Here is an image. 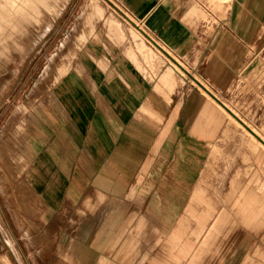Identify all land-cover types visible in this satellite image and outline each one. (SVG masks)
<instances>
[{
  "label": "crops",
  "instance_id": "obj_1",
  "mask_svg": "<svg viewBox=\"0 0 264 264\" xmlns=\"http://www.w3.org/2000/svg\"><path fill=\"white\" fill-rule=\"evenodd\" d=\"M106 1L124 23L112 14L116 27L81 50L57 136L28 168L44 213L57 215L42 234L60 253L74 235L91 264H264V153L204 149L227 138L224 113L264 150L246 124L264 129V66L253 58L264 0ZM194 74L225 97L235 89L241 117Z\"/></svg>",
  "mask_w": 264,
  "mask_h": 264
},
{
  "label": "rangeland",
  "instance_id": "obj_2",
  "mask_svg": "<svg viewBox=\"0 0 264 264\" xmlns=\"http://www.w3.org/2000/svg\"><path fill=\"white\" fill-rule=\"evenodd\" d=\"M112 14L124 23L106 0H46L42 21L32 20L27 36H18L10 68L0 73V259L9 264H91L90 253L74 245V235L62 241L67 251L60 253L58 237L42 234L50 226L57 228V215L50 219V212L44 213L43 198L28 184V168L33 155L56 138L52 123L58 120L59 99L74 96L75 83L81 80L80 74L77 80L75 77L81 50L100 29L116 27L110 20L107 23ZM253 49L257 52L254 61L264 66V36ZM184 66L191 72L188 65ZM194 76L241 117L235 89L225 97ZM243 81L248 84L249 78L239 81L237 88ZM214 107L219 111L212 101ZM221 114L228 120V136L222 137L221 146L216 139L211 148L204 149H259L264 153L234 121ZM246 124L264 138V129ZM217 157L212 155V163H218ZM78 224L70 219L66 226L73 231ZM85 238L80 239L89 242V237ZM259 239L264 243L263 236Z\"/></svg>",
  "mask_w": 264,
  "mask_h": 264
},
{
  "label": "bare ground",
  "instance_id": "obj_3",
  "mask_svg": "<svg viewBox=\"0 0 264 264\" xmlns=\"http://www.w3.org/2000/svg\"><path fill=\"white\" fill-rule=\"evenodd\" d=\"M45 5L46 0H0V73L6 68H10L9 62L17 46L14 42L20 39L18 36H27V28L33 24L32 20L42 21ZM213 99L216 100L214 97ZM214 100L212 101L218 106V101ZM235 123L240 126L237 122ZM256 143L259 147H263L258 141ZM242 209L249 211L250 205L244 204ZM256 210L259 213L264 211V205H258ZM0 264L9 263L2 258Z\"/></svg>",
  "mask_w": 264,
  "mask_h": 264
},
{
  "label": "water",
  "instance_id": "obj_4",
  "mask_svg": "<svg viewBox=\"0 0 264 264\" xmlns=\"http://www.w3.org/2000/svg\"><path fill=\"white\" fill-rule=\"evenodd\" d=\"M218 103H220L219 101H218ZM220 105H222L221 103H220ZM223 106V105H222ZM224 107V106H223ZM237 119V118H236ZM238 120V119H237ZM241 122V121H240ZM251 134H253L256 138H258L248 127H246L245 125H243Z\"/></svg>",
  "mask_w": 264,
  "mask_h": 264
}]
</instances>
